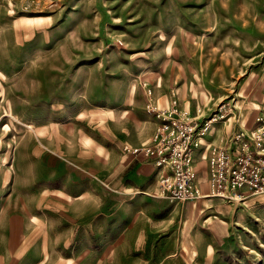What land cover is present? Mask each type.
Returning <instances> with one entry per match:
<instances>
[{
    "label": "rangeland",
    "instance_id": "obj_1",
    "mask_svg": "<svg viewBox=\"0 0 264 264\" xmlns=\"http://www.w3.org/2000/svg\"><path fill=\"white\" fill-rule=\"evenodd\" d=\"M148 88L252 128L264 0H0V264H264V192L158 194Z\"/></svg>",
    "mask_w": 264,
    "mask_h": 264
},
{
    "label": "built area",
    "instance_id": "obj_2",
    "mask_svg": "<svg viewBox=\"0 0 264 264\" xmlns=\"http://www.w3.org/2000/svg\"><path fill=\"white\" fill-rule=\"evenodd\" d=\"M147 91L148 109L159 123L151 143L140 150L161 170L158 194L188 200L204 194L240 199L247 193L264 192V112L252 128L237 129L221 143L208 145L209 191L205 193L197 179L194 156L218 117H191L176 100L161 108L152 99V89Z\"/></svg>",
    "mask_w": 264,
    "mask_h": 264
},
{
    "label": "crops",
    "instance_id": "obj_3",
    "mask_svg": "<svg viewBox=\"0 0 264 264\" xmlns=\"http://www.w3.org/2000/svg\"><path fill=\"white\" fill-rule=\"evenodd\" d=\"M154 126V125H153ZM223 125L222 124H220L218 127H217V129H215L214 127V130H211L210 131V133H209V135H208V137H207V140H213V138H214V141H215V138L216 137H218L219 135H222V133H225V131H226V129L224 128L223 129V127H222ZM155 127V126H154ZM154 127H153V130H154ZM217 133V134H216ZM216 135V136H215ZM218 140V138L216 139V141ZM208 145V143H203V145L199 148V149H197L198 151H197V156H198V159L200 158H202V154L205 156L206 155V157H204L205 159H206V161H205V163H206V165H208V163H207V161H208V159H207V156H208V154H209V151H208V149H207V146ZM208 152V153H207ZM142 164H149V163H147L146 161H141L140 162V164H139V168L140 167H142L143 165ZM151 167V166H150ZM155 167V166H154ZM156 168V167H155ZM144 174H142L143 176H146V172L144 171L143 172ZM160 173V172H159ZM158 173V174H159ZM159 176V175H158Z\"/></svg>",
    "mask_w": 264,
    "mask_h": 264
}]
</instances>
